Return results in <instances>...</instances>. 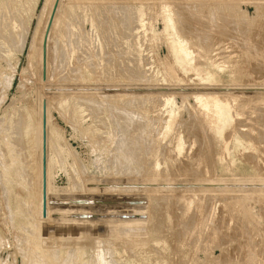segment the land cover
<instances>
[{
	"label": "rangeland",
	"instance_id": "rangeland-1",
	"mask_svg": "<svg viewBox=\"0 0 264 264\" xmlns=\"http://www.w3.org/2000/svg\"><path fill=\"white\" fill-rule=\"evenodd\" d=\"M46 1L0 0V264H264V0Z\"/></svg>",
	"mask_w": 264,
	"mask_h": 264
},
{
	"label": "bare ground",
	"instance_id": "bare-ground-1",
	"mask_svg": "<svg viewBox=\"0 0 264 264\" xmlns=\"http://www.w3.org/2000/svg\"><path fill=\"white\" fill-rule=\"evenodd\" d=\"M46 1V0H45ZM195 1V0H194ZM199 1V0H198ZM208 1V0H207ZM7 2V1H6ZM46 2H51V0H48V1H46ZM45 2V3H46ZM54 2V1H53ZM210 2V1H209ZM225 2V1H224ZM228 2V1H227ZM13 3V2H12ZM197 3V2H196ZM199 3V2H198ZM1 4V3H0ZM6 4V3H5ZM51 4H53V3H51ZM50 5V4H49ZM49 5L47 6V5H45V6H47L46 8H48L49 7ZM72 6V5H71ZM210 6V5H209ZM218 6V5H217ZM7 7V6H6ZM5 7V8H6ZM44 7V6H43ZM103 7V6H102ZM164 7V6H163ZM46 8H43L42 9V12H44L43 10L44 9H46ZM75 8V7H74ZM193 9V8H192ZM6 10V9H5ZM47 10V9H46ZM166 10V9H165ZM195 10H196V8H195ZM7 11V10H6ZM163 11V10H162ZM41 12V13H42ZM59 12V11H58ZM164 12V11H163ZM163 12L161 13L162 15H164L163 14ZM47 13V12H46ZM45 13V14H46ZM167 13H170V12H167ZM58 15V14H57ZM167 15H169V14H167ZM194 15V14H193ZM44 16V15H43ZM219 16H221V15H219ZM68 17V16H67ZM112 17V16H111ZM167 17V16H166ZM165 17V18H166ZM169 17V16H168ZM172 16H170V19H172L171 18ZM18 18V17H17ZM43 18V17H42ZM58 18V17H57ZM98 18V17H97ZM63 19V18H62ZM46 20V19H45ZM169 20V19H168ZM54 21V20H53ZM56 21V20H55ZM171 22H173V21H171ZM164 23H166L165 22V20H164ZM169 23V22H168ZM227 23V22H226ZM169 24H173V23H169ZM2 25V24H1ZM40 25V24H39ZM166 25V24H165ZM164 25V26H165ZM226 25V24H225ZM45 26H46V24H45ZM52 26V25H51ZM167 26V25H166ZM41 27V26H40ZM53 27V26H52ZM169 27V26H168ZM170 27H171V25H170ZM172 28H173V26H172ZM168 29V28H167ZM171 29V28H170ZM213 29V28H212ZM37 30V29H36ZM35 30V31H36ZM166 30V29H165ZM172 30V29H171ZM39 31V30H38ZM40 31H42V30H40ZM39 31V32H40ZM45 31V30H44ZM50 31V30H49ZM54 31V30H53ZM168 31V30H167ZM243 32V31H242ZM41 33H43V32H41ZM167 33V32H166ZM171 33H173V30H172V32ZM39 34V33H38ZM36 35V34H35ZM56 35V34H55ZM169 35V34H168ZM41 36V35H40ZM43 36V35H42ZM52 36V35H51ZM170 36V35H169ZM44 37V36H43ZM166 37H167V35H166ZM174 37V36H173ZM197 37V36H196ZM49 38V37H48ZM58 38V37H57ZM56 38V39H57ZM36 39H37V37H36ZM39 39V38H38ZM42 39V38H41ZM40 39V40H41ZM60 39V38H59ZM170 39V38H169ZM169 39H167L168 41H169ZM171 40H173V38L171 39ZM174 40H176V39H174ZM225 40V39H224ZM36 41V40H35ZM34 41V42H35ZM39 41V40H38ZM49 41V40H48ZM61 41V40H60ZM199 41V40H198ZM37 42V41H36ZM249 42H251V41H249ZM176 43V42H175ZM185 43V42H184ZM196 43V42H195ZM37 44H38V42H37ZM168 45H171V43L170 44H168ZM181 45V44H180ZM187 45V44H186ZM235 45V44H234ZM37 46V45H36ZM46 46V45H45ZM183 46H185V44L183 45ZM232 46V45H231ZM54 47V46H53ZM171 47V46H170ZM177 47V46H176ZM182 47V46H181ZM187 46H185L184 48H186ZM194 47V46H193ZM219 47V46H218ZM38 48V47H37ZM179 48H180V46H179ZM243 48H245V50L246 51H248L249 52V49H251V47H243ZM172 49V48H171ZM32 50V49H31ZM33 51V50H32ZM170 51V50H169ZM178 51H180L181 52V48L180 49H178ZM183 51H185V50H183ZM235 51V50H234ZM246 51H245V53H246ZM260 51V50H259ZM187 52V51H186ZM186 52H183L182 53V56L180 57V58H178V61H179V63L180 64H186L187 63V58H189L188 57V55H189V53L187 54ZM237 52V51H236ZM244 52V51H243ZM171 53V52H170ZM260 53V52H259ZM242 54H244V53H242ZM229 55V54H228ZM246 55H248L247 53H246ZM243 56V55H242ZM244 56H245V54H244ZM249 56H251V55H249ZM261 56V55H260ZM171 57H172V55H171ZM177 57V56H176ZM191 57H192V55H191ZM248 57V56H247ZM41 58V57H40ZM193 58V57H192ZM252 58L253 57H251V60H252ZM256 58V57H255ZM261 58V57H260ZM227 59V58H226ZM175 60V59H174ZM241 60V59H240ZM249 60V59H248ZM248 60H246V61H248ZM250 60V61H251ZM256 60H258V59H256ZM262 60V59H261ZM176 61V60H175ZM225 61H228V60H225ZM177 62V61H176ZM175 62V63H176ZM194 62V61H193ZM193 62H192V64H193ZM235 62V61H234ZM260 62V61H259ZM177 64V63H176ZM192 64H190V65H192ZM226 64H228V63H226ZM232 64V63H231ZM242 64V63H241ZM244 64V63H243ZM257 64V63H256ZM235 65V64H234ZM186 66H188V64L186 65ZM247 66V65H246ZM246 66L244 67V68H246ZM254 66V65H253ZM255 66H257V65H255ZM191 67V66H190ZM185 69V68H184ZM188 69H189V67H188ZM250 69V68H249ZM191 70V69H190ZM195 70H198V68L197 69H194V71ZM244 70V69H243ZM189 71V70H188ZM187 72V71H186ZM239 72V71H238ZM244 72V71H243ZM245 73V72H244ZM40 76V75H39ZM206 76V75H205ZM234 84V83H233ZM244 84V83H243ZM252 88V87H251ZM212 90V89H211ZM263 90V89H262ZM224 92V91H223ZM210 94H211V92H209ZM207 95H209V94H207ZM212 95H214V94H212ZM212 95H210V96H212ZM209 97V96H208ZM213 97V96H212ZM205 99H206V97H205ZM223 99V98H222ZM234 100V99H233ZM239 100V99H238ZM197 101H201V98H199V99H197ZM259 102V101H258ZM198 103V102H197ZM205 103V102H204ZM206 104V103H205ZM208 104V103H207ZM199 105V104H198ZM252 105H254V104H252ZM210 106V105H209ZM205 107V106H204ZM215 109H216V112H215V116H216V121L217 122H219V124H221V127L220 128H223L224 127V123L226 122V118H227V110L225 109V106L222 104V102H220L219 100H216L215 101ZM254 107V106H253ZM210 109H211V107H210ZM203 112H204V110H203ZM211 113L212 112H210V114L209 115H211ZM205 114V113H204ZM230 116V115H229ZM209 117V116H208ZM230 118V117H229ZM228 118V119H229ZM231 119V118H230ZM208 122H209V120H207ZM203 122H204V120H203ZM216 122V123H217ZM25 124V123H24ZM212 124H214V123H212ZM16 126V125H15ZM208 126V125H207ZM207 128V127H206ZM211 128V127H210ZM214 128V127H213ZM212 128V129H213ZM215 129V128H214ZM256 130V129H255ZM193 131H195V130H193ZM214 131H216V130H214ZM196 132V131H195ZM197 135V134H196ZM204 141V140H203ZM134 146V145H133ZM264 153V152H263ZM198 155H199V153H198ZM210 155V154H209ZM206 157V156H205ZM210 161V160H209ZM204 162V161H203ZM209 163V162H208ZM263 186V185H262ZM146 192V191H145ZM148 192V191H147ZM144 201V200H143ZM146 201V200H145ZM172 230V229H171ZM64 240H67L66 238H68V236L67 235H65L64 237ZM53 241V240H52ZM51 243V242H50ZM43 251V250H42ZM49 251V250H48ZM43 259V258H42Z\"/></svg>",
	"mask_w": 264,
	"mask_h": 264
},
{
	"label": "water",
	"instance_id": "water-1",
	"mask_svg": "<svg viewBox=\"0 0 264 264\" xmlns=\"http://www.w3.org/2000/svg\"><path fill=\"white\" fill-rule=\"evenodd\" d=\"M57 4H58V0L55 3L54 9H53V13H52L51 19L49 21L47 33L49 31L50 24H51V21L53 19L54 12H55V10L57 8ZM45 42H46V37H45L44 44H43L44 47H45ZM42 127H43V134H44L43 136L45 138V116L43 117ZM42 199H43L42 215H43V217H45V215H46V211H45V139L43 141V157H42Z\"/></svg>",
	"mask_w": 264,
	"mask_h": 264
}]
</instances>
